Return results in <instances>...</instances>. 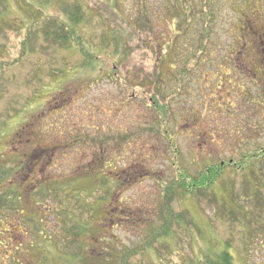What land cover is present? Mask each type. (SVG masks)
I'll return each instance as SVG.
<instances>
[{
  "label": "rangeland",
  "instance_id": "obj_1",
  "mask_svg": "<svg viewBox=\"0 0 264 264\" xmlns=\"http://www.w3.org/2000/svg\"><path fill=\"white\" fill-rule=\"evenodd\" d=\"M74 1L0 0V164L34 169L42 191L26 188L11 210L29 216L18 230L27 257L15 241L0 264H206L223 250L264 264L262 158L181 188L208 164L264 149V0H213L206 31L196 20L184 34L170 24L184 8L175 0H79L81 40L67 48L44 32ZM185 3L197 19L203 8ZM244 17L255 32L238 55ZM173 32L180 50L206 47L182 77L173 51L158 64Z\"/></svg>",
  "mask_w": 264,
  "mask_h": 264
},
{
  "label": "trees",
  "instance_id": "obj_2",
  "mask_svg": "<svg viewBox=\"0 0 264 264\" xmlns=\"http://www.w3.org/2000/svg\"><path fill=\"white\" fill-rule=\"evenodd\" d=\"M176 5L179 6H184V8L182 7L180 9V13H178L174 18L170 19V24L173 26V29L176 31V29L180 30L184 32L187 30V28H189V30L187 32H192V30L194 28H196V20H199V22L201 23V27L203 31H206V26L208 25L207 20L211 17L210 15H212L215 12V4L213 3V0H196L197 3H199V5L201 6V13L197 14V19H195V17H193L192 15V7H187L185 0H175ZM68 12L67 16L69 17V19L66 21L60 20L59 23H49L47 24V26L45 27V32H44V36L46 39H56L58 40L62 45L67 46V48L69 47V42H75V44L78 41H80L81 39L79 38V36H76L77 34L74 33L75 30V26H78L82 21L85 20V12L84 9L82 8L81 3L79 2V0H75L70 6L69 9L68 7L65 8ZM194 10V8H193ZM189 14H191L192 16H190V18H188ZM193 17V18H192ZM243 17V15L241 16V18ZM202 19V20H201ZM250 18H248L249 20ZM247 18L244 17L243 21H244V27L241 28L240 32L238 29V33H240V38H237V41L240 39V44L237 48V53L238 55L240 53H242L243 49H244V45L245 42L247 40V35H250L251 32L253 33V24H249V26L247 25L248 22ZM207 23L206 25H203V23ZM51 25V27L49 28V26ZM200 26V25H199ZM51 28H54L52 31ZM210 29V27L208 26V30ZM179 31V32H180ZM202 31V32H203ZM75 35V36H74ZM178 33H174L171 35L172 37H169L168 40L165 42V44L162 46V48H160V50L157 52V56H158V64H160L165 58L168 57L169 55V51H173V53L175 54V58H174V62L173 65L174 67H172L175 72L182 77V73H184L186 70L190 69V61H193L194 64L197 62H200L201 59L203 58L200 55H204L205 54V43L204 41L201 39L200 41V45L199 46H195V47H187V48H183V50L179 49L178 46L174 47L172 46L173 42L178 41L177 38ZM190 35H192L190 33ZM183 36V35H182ZM185 36V35H184ZM78 40V41H77ZM119 41V40H117ZM120 42V41H119ZM187 41L185 42V46H186ZM82 45H84V43H82ZM181 45V44H180ZM77 46V45H76ZM120 46V45H119ZM172 46V47H171ZM119 48L116 47V51ZM169 49V51H168ZM198 52V53H197ZM177 62V63H176ZM87 63V61H86ZM89 64V63H88ZM93 65V64H92ZM94 66V65H93ZM193 66V65H192ZM152 102L157 103V100L155 99V96H151L150 97ZM263 159L264 160V149H258L256 152H251V153H247L244 155L243 159H241V161H239L240 163L238 164V162L236 163L233 160H229V162L225 163V162H220L219 164H208L209 166L205 167V170L196 178H193L189 181H187L186 186H184L183 184L181 185V188L184 189V191H189L194 193V191H198L199 189H203L206 187H210L211 185H213L216 181V179L219 177V175L222 173V171H220V169H224L225 167H234L236 170L238 171H243V170H247L248 168H250L256 161H258L259 159ZM105 160L104 156L97 158V160L102 162ZM211 165V166H210ZM228 165V166H227ZM251 169V168H250ZM252 170V169H251ZM115 175H118V172L115 173ZM183 176V175H182ZM55 185L57 187L60 186L59 183H55ZM168 192H170L171 187H167ZM254 195H258L257 193V188L254 189ZM114 195V194H112ZM110 197V196H108ZM120 201V200H119ZM81 264H95V259H93V257H79ZM122 263V260H120L119 264ZM206 264H233V261L231 260V256L228 254V252H226V250H223L222 252H220L215 258L213 259H209Z\"/></svg>",
  "mask_w": 264,
  "mask_h": 264
},
{
  "label": "flooded vegetation",
  "instance_id": "obj_3",
  "mask_svg": "<svg viewBox=\"0 0 264 264\" xmlns=\"http://www.w3.org/2000/svg\"><path fill=\"white\" fill-rule=\"evenodd\" d=\"M57 145L58 144L54 143V146L59 148V146ZM56 147L52 150L55 151L57 149ZM42 150L43 151L41 152V155H45L47 157L46 158L44 156L45 160L50 161L51 158H49V156L51 153V149L49 147H44L42 148ZM37 174V171L33 169L32 173H20L15 175L13 173V166L11 164H9V166L7 167L5 166V164H0V211L5 208L3 210L4 214L1 215L0 213V260L4 257H15L13 255L14 248L17 249L18 246H15L14 242L19 240L21 241L19 243V246L21 247V254L17 257H27L26 253L24 254V251L27 250V245L25 244L26 238H23L24 232H18V230L23 229L26 231L25 226L29 224V216L24 213L23 209L19 211L21 216L19 219L14 217L11 212L14 209L18 211L21 197L20 195L23 191L26 190V188L33 189L32 192L30 191V194L32 193L36 195L37 193L42 192L40 190V186L37 187V185L40 183V177L39 175L37 177ZM34 175L35 177H37V179L32 180L34 178ZM15 181H17V184L15 183ZM42 188H45V186H42ZM22 203H24V201H22ZM25 235L27 236V232H25Z\"/></svg>",
  "mask_w": 264,
  "mask_h": 264
}]
</instances>
